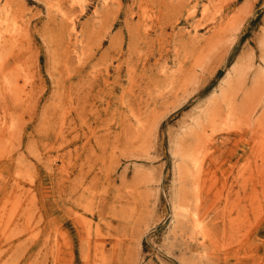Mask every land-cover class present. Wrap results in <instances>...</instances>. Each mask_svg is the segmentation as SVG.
Masks as SVG:
<instances>
[{"label": "rangeland", "instance_id": "rangeland-1", "mask_svg": "<svg viewBox=\"0 0 264 264\" xmlns=\"http://www.w3.org/2000/svg\"><path fill=\"white\" fill-rule=\"evenodd\" d=\"M3 6L0 264H264V0Z\"/></svg>", "mask_w": 264, "mask_h": 264}, {"label": "bare ground", "instance_id": "bare-ground-1", "mask_svg": "<svg viewBox=\"0 0 264 264\" xmlns=\"http://www.w3.org/2000/svg\"><path fill=\"white\" fill-rule=\"evenodd\" d=\"M5 5V4H4ZM8 7V6H7ZM7 7H5V6H3V7H0V62L3 60V58H2V49H3V47H4V44H6V41L4 40V38H5V36H6V32H8V33H11L12 34V32L14 31V30H16V24L15 23H13L14 22V19H10V17L11 16H9V14H8V8ZM10 20V21H9ZM10 23V24H9ZM74 24H72L71 26H73ZM5 26V27H4ZM19 33V32H18ZM13 35H11V36H8V37H10V39L12 38L13 39V37H12ZM11 39V40H12ZM10 40V41H11ZM8 41V40H7ZM9 41V42H10ZM75 41V40H74ZM12 42V41H11ZM13 43V42H12ZM7 48V47H6ZM5 52H7V51H5ZM6 54H4V56H5ZM1 65V64H0ZM0 71H2V69L0 68ZM11 78V77H10ZM9 78V79H10ZM11 79H13V77L11 78ZM3 80V79H2ZM16 80V79H15ZM7 81V80H6ZM4 82L6 85V89H8V90H10V89H13L12 88V84L11 83H7V82ZM15 82H17V80L15 81ZM14 84V83H13ZM14 86H17V85H14ZM228 87H230V86H228ZM17 88V87H16ZM19 88V87H18ZM20 89V88H19ZM15 92H17L16 90H15ZM229 93H231V92H229ZM226 95V96H225ZM222 97H223V100H225L226 101V99H227V97H229V94H227V92L226 91H224L223 93H222V95H221ZM12 100V99H11ZM220 100V99H219ZM228 100V99H227ZM232 100V99H231ZM249 100V99H248ZM250 103V102H249ZM248 103V104H249ZM232 104V103H231ZM252 104V103H251ZM226 105H227V110H226V119L229 121V120H231V118H232V116H233V113H235L234 112V105L233 106H230V105H228V103H226ZM250 106V105H249ZM252 106V105H251ZM250 106V107H251ZM221 107V106H220ZM244 107H246V106H244ZM250 107H249V109H250ZM221 109V108H220ZM236 110V109H235ZM219 113H221L222 114V112H221V110L219 111ZM218 113V114H219ZM215 115H216V113H214V115H213V117H215ZM216 116H218V115H216ZM207 117V116H206ZM210 118V117H209ZM214 122V121H213ZM213 125V124H212ZM261 147V146H260ZM257 148H258V146H257ZM196 150V149H195ZM260 150V149H259ZM259 152V151H258ZM201 155V153H199L197 156L196 155H194V157L192 158L193 160H194V166H195V169H199L200 168V166H201V161H200V156ZM184 156V159H186V157L188 156L187 154H185V155H183ZM257 156H258V154H257ZM190 157V156H189ZM186 172V171H185ZM188 172V171H187ZM191 177V176H190ZM174 197V196H173ZM197 197V196H196ZM198 198V197H197ZM178 199H180V197L178 198ZM199 200V199H198ZM177 206V205H176ZM183 206V205H182ZM182 206H180L179 207V209H180V213L179 214H181V211L183 212V213H186V214H188L189 213V210L188 209H186V208H182ZM176 208V207H175ZM174 208V209H175ZM174 211V210H173ZM192 221H193V225H194V227H195V229L197 230V231H199V233L200 232H203V226L201 225V223H202V219L196 214V213H192ZM87 227V226H86Z\"/></svg>", "mask_w": 264, "mask_h": 264}]
</instances>
